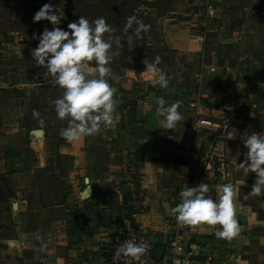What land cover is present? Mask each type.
Instances as JSON below:
<instances>
[{
  "label": "crops",
  "instance_id": "0c3cea01",
  "mask_svg": "<svg viewBox=\"0 0 264 264\" xmlns=\"http://www.w3.org/2000/svg\"><path fill=\"white\" fill-rule=\"evenodd\" d=\"M141 2L146 9V24L157 30L159 39L154 41L148 30L142 31L139 38L147 40L145 44L148 47L155 46L159 50L189 57L201 54L206 70L204 78L209 72H217L220 68L225 69L224 72L233 71L234 63H230L229 58H223L222 63L213 59L219 49L225 54L231 50L228 31L232 30V35L238 37L244 32L257 37L262 36L258 32L261 23L264 28V0H248V5L241 10L246 15L239 17V25L235 26L231 23L229 10L224 6L227 0H211L216 18L204 37L200 36L197 28L203 0ZM163 5L165 9H162ZM257 18H261V21L257 22ZM219 21L221 24L224 22L226 28L223 24L220 26ZM1 54L8 56L0 50V60ZM145 70L129 67L112 81V87L117 88L120 95L121 91L125 93L121 96L116 94L119 99L114 123L103 129L102 133L103 142L111 149L108 164L88 175L91 164L98 165L100 161L80 157L74 162L77 165L75 175L82 177L85 185L83 190L86 188L85 179L89 180L91 186V197L84 200L97 196L101 201L104 192L110 190L115 193L117 202L122 203V198H127L129 214L137 215V227L149 239L152 257L160 261L167 257V242L173 232L170 224L173 216L171 208L180 203L179 192L185 174L188 173L190 187L206 183L209 186L207 195L215 201L222 194L221 186L231 182L238 190L236 219L241 225L240 234L231 240L220 239L216 235L219 225H191L180 234L184 244L182 258H186L187 264H262L264 208L258 203H255L257 207L253 204L254 196H246L251 191L249 184L252 182L247 183L249 178L243 169L233 166L232 161H229L225 169H220L223 175L216 173L212 182L202 181L197 171L202 158V141L198 140L203 136L193 138L187 135V130L193 117L218 123L209 117H200V114H208L205 109L211 111V108L201 105V100L196 99L194 93L178 92L170 79L166 89L160 88L153 83L156 77ZM210 80L216 81L208 79L205 82ZM231 80V75L227 74L220 81L230 83ZM158 97H163L167 104L181 102L178 111L182 113L183 120L178 122L174 130L160 129L164 117L156 111ZM241 133L244 134L245 129ZM187 163L191 167L189 172ZM2 179L6 185L8 179L3 178L0 172V184ZM123 185L129 186L127 192L121 190ZM21 194L20 191H16L15 195L5 194L0 187V264H111L108 252L111 232L124 217L111 228L100 226L92 236L82 238L78 233L63 231L67 221L49 219V211L57 207L41 209L37 197H34V203L27 201L24 196L20 197ZM66 226L69 228L70 225ZM36 236L41 239L38 241ZM13 240L18 243L10 247L8 242Z\"/></svg>",
  "mask_w": 264,
  "mask_h": 264
},
{
  "label": "rangeland",
  "instance_id": "374dc122",
  "mask_svg": "<svg viewBox=\"0 0 264 264\" xmlns=\"http://www.w3.org/2000/svg\"><path fill=\"white\" fill-rule=\"evenodd\" d=\"M247 1L227 0L225 3L233 26L239 25V17L246 15L241 10L248 5ZM47 3H52L63 17L59 27L64 30H68V24L76 22L79 16L90 22L102 17L112 27L113 31L105 34V38L110 37L112 43V60L108 65L112 72V78L109 79L111 86L113 79L129 67L145 70L144 61L147 59L152 62L158 56L161 61L158 68L167 74L178 92L194 93L196 99L201 100V105L211 108V111L205 109L208 114H200V117H209L220 123L223 118L235 115L238 122L230 127L232 136L221 147L212 131L202 129L198 135L203 136L198 140L202 141L201 159L207 154L219 157L223 166L220 167V162H217V167L221 170L225 169L229 161L236 167L244 161L247 149L242 137L264 132L262 23L258 29L262 36H249V33L244 32L238 37L232 35V30L228 31L231 50L225 54L219 49L213 59L222 63L225 57L229 58L230 63H234L233 71L224 72L225 69L220 68L217 72H209L204 78L206 70L201 54L189 57L159 50L155 46L148 47L145 44L148 41L144 38H134L132 48L128 47V33L124 31L127 18L136 16L145 25L148 23L144 18L146 9L141 0H0V50L8 54H1L0 60V172L3 178L8 179L6 185L2 179V193L15 195L16 191H20V197L24 196L29 202L36 203L34 197H37L41 209L57 207L49 211V219L67 221L63 231L78 233L82 238L92 236L100 226L111 228L130 212L127 198H122V203L117 202L111 190L104 192L101 201L97 196L90 200L80 197L85 185L82 177L75 175L77 165L74 162L80 157L100 161L98 165L91 164L89 175L108 164L111 149L103 142V130L100 134L72 143L60 136V130L67 127L68 122L67 119L57 118L53 101L62 97L64 90L54 83L51 76H44L46 70L37 67L31 57V51L38 44L33 35L45 28L52 29L48 21L33 23L34 14ZM165 7L163 5L162 9ZM260 19L256 21L260 22ZM219 23L225 27L224 22ZM148 27L149 35L157 41V30ZM90 65L95 74V62H90ZM227 74L231 75V82L220 81ZM208 79L216 81L205 82ZM116 94H119L118 90ZM242 129H245L244 134L241 133ZM35 132H41L42 135H36ZM246 177L249 178L247 183L252 182L249 184L252 187L255 174L249 173ZM252 200L255 206L258 203L264 208V195L254 196ZM68 224L71 230L66 226Z\"/></svg>",
  "mask_w": 264,
  "mask_h": 264
},
{
  "label": "clouds",
  "instance_id": "9594fccd",
  "mask_svg": "<svg viewBox=\"0 0 264 264\" xmlns=\"http://www.w3.org/2000/svg\"><path fill=\"white\" fill-rule=\"evenodd\" d=\"M57 13L52 3H47L34 14L33 23L48 21L52 29L45 28L33 35L38 44L31 51V57L37 67L46 70L44 76H51L54 83L64 90L62 97L54 100L53 104L57 118L67 119L68 122L67 127L60 130V136L72 143L100 134L114 123L118 98L117 89L109 83L112 78L108 66L112 60V43L110 37L105 38V34L113 30L102 17L90 22L83 16L69 23L68 30H64L59 27L63 17ZM147 30L148 26L136 16L128 17L124 25V31L128 33V47L132 48L133 39ZM90 62H95V74ZM160 62L158 56L152 62L146 59L145 71L156 77L154 84L166 89L168 77L158 68ZM156 103L157 114L164 117L160 129L174 130L183 120L182 113L178 111L181 102L167 104L163 97H158ZM228 136L232 133L228 132ZM242 140L247 151L238 167L243 169L245 176L249 173L256 176L246 196L264 195V132L245 134ZM237 191L233 183H225L221 186L222 194L215 201L207 195L209 186L206 183L193 187L185 184L179 192L180 203L171 208V214L178 223L185 225H219L217 237L231 240L241 232V225L236 219ZM36 239L39 241L41 237L36 236ZM17 243L15 240L8 242L10 247H15ZM149 251L150 245L145 241L137 242L135 237L125 239L116 247L117 255L138 264H144L143 258Z\"/></svg>",
  "mask_w": 264,
  "mask_h": 264
},
{
  "label": "built area",
  "instance_id": "2783aa9c",
  "mask_svg": "<svg viewBox=\"0 0 264 264\" xmlns=\"http://www.w3.org/2000/svg\"><path fill=\"white\" fill-rule=\"evenodd\" d=\"M216 18V11L212 6L211 0H203V7H202V15L199 19L197 24V28L199 30L200 36L204 37L205 33L213 26V22ZM238 122V119L235 115L232 117L223 118L220 123H212L206 120H198L196 117L191 119L189 128L187 130V135L191 137H195L200 134L203 130H210L214 133L216 137V141L220 147L224 141H227L229 138L228 132L230 131V127L232 124ZM225 126L227 131L225 130ZM220 156V155H219ZM217 162H220V167L223 166L221 159L219 157H213L212 155L209 156L208 154L201 159V162L198 166V173L201 174L202 181H214L216 178V173H220L223 175V171L217 167ZM190 164L187 163L186 169L189 172ZM182 188L185 187V184L189 186V176L188 173L185 174L182 180ZM136 214L130 213L126 216L120 224L111 232V239L109 241L108 252L110 255L111 264H138L135 261H127L126 258L119 256L116 254V247L122 243L125 239H131L135 237L137 242L145 241L149 245V239L146 235L137 227L136 222ZM170 224L172 225L173 232L171 236L168 238L167 242V250H166V258L160 261H156L151 254V247L150 251L148 252L147 256L144 259V264H187L188 261L186 258H182L184 254V244L183 240L181 239V233L183 230L188 228L191 225H185L182 223H178L174 216L170 220Z\"/></svg>",
  "mask_w": 264,
  "mask_h": 264
},
{
  "label": "water",
  "instance_id": "95a60500",
  "mask_svg": "<svg viewBox=\"0 0 264 264\" xmlns=\"http://www.w3.org/2000/svg\"><path fill=\"white\" fill-rule=\"evenodd\" d=\"M38 133H40V135H42L41 132H35L36 135H39ZM84 182L86 184V188L81 192V198L82 199H88V198L91 197V194H92L91 186L89 185V180L88 179H85ZM128 188H129L128 185H123L121 187V190L127 192ZM14 208H15V205H14Z\"/></svg>",
  "mask_w": 264,
  "mask_h": 264
},
{
  "label": "trees",
  "instance_id": "16d2710c",
  "mask_svg": "<svg viewBox=\"0 0 264 264\" xmlns=\"http://www.w3.org/2000/svg\"><path fill=\"white\" fill-rule=\"evenodd\" d=\"M135 39H138V38H135Z\"/></svg>",
  "mask_w": 264,
  "mask_h": 264
},
{
  "label": "bare ground",
  "instance_id": "6f19581e",
  "mask_svg": "<svg viewBox=\"0 0 264 264\" xmlns=\"http://www.w3.org/2000/svg\"><path fill=\"white\" fill-rule=\"evenodd\" d=\"M39 134V133H38Z\"/></svg>",
  "mask_w": 264,
  "mask_h": 264
}]
</instances>
